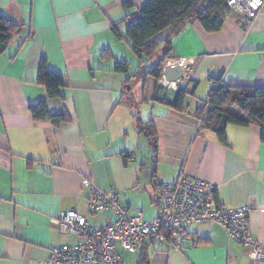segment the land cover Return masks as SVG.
I'll use <instances>...</instances> for the list:
<instances>
[{"label":"crops","instance_id":"crops-1","mask_svg":"<svg viewBox=\"0 0 264 264\" xmlns=\"http://www.w3.org/2000/svg\"><path fill=\"white\" fill-rule=\"evenodd\" d=\"M122 1L0 0V15L20 26L0 55V264H37L53 247L77 242L76 234H60L52 225L60 212L75 209L89 225L102 226L105 214L87 206L90 186L115 187L131 213L141 211L150 220L158 214L159 189L152 180L174 184L183 174L214 184L220 206L249 207L250 230L264 245L260 128L229 124L221 144L213 132L200 130L195 115L207 98L193 93L181 110L171 108L154 101L159 90L150 78L142 80L148 92L130 103L127 73L115 71L114 63L133 64L137 58L111 25L147 0H131V9H123ZM182 58L187 66L179 83L188 91L196 82L195 91L202 84L208 94L218 78L225 86H264V6L250 21L230 13L216 32L188 23L172 39L171 59L163 68ZM42 61L65 78L62 98H48L37 83ZM161 82L172 88V82ZM40 100L50 115L68 119L59 125L34 119L28 107ZM138 103L150 104L143 117L156 132L155 156L149 145L148 157L138 154L137 123L144 121L134 116ZM185 232L180 250L148 241L149 264H264V257L249 258L215 223L190 225Z\"/></svg>","mask_w":264,"mask_h":264},{"label":"trees","instance_id":"trees-1","mask_svg":"<svg viewBox=\"0 0 264 264\" xmlns=\"http://www.w3.org/2000/svg\"><path fill=\"white\" fill-rule=\"evenodd\" d=\"M121 5L123 9L133 7L131 0H123ZM230 13L231 8L227 5V0H147L144 6L135 12L126 14L121 24L113 22L111 30L118 40L124 38L129 44L138 60L137 73L141 79L145 81L150 78L159 90L161 86L158 83L163 66L171 59L172 39L182 32L188 23L194 21L199 22L205 31L216 32L224 25ZM19 29V25L0 15V55L14 35L19 33ZM104 53L109 54V50ZM128 69L129 63L125 60L114 63V70L117 72L128 73ZM130 77L132 75H128L125 81H129ZM36 81L44 86L48 98L63 97L62 91L67 85L65 78L60 73L48 70L44 61L38 69ZM195 85L196 82L194 87ZM194 87L188 91L179 86L174 92L163 96L156 92L154 101L181 110L186 97L194 93ZM28 108L34 119L49 120L54 125L68 119L66 114L50 115L44 100L31 103ZM195 115L199 120L200 130L213 132L221 144H226V127L229 124L257 125L260 128V139L264 142V86H225L222 79L218 78L208 92L207 101L197 108ZM137 128L150 140L149 147L155 156L157 136L151 121H143V125L138 122ZM153 155L150 157V163L154 170ZM127 157L129 156L126 155ZM150 175L151 179L155 178L154 172ZM152 181L159 189L154 201L157 207L156 199L163 190L162 185L166 183ZM146 246L147 244L140 250L136 264H149Z\"/></svg>","mask_w":264,"mask_h":264},{"label":"built area","instance_id":"built-area-1","mask_svg":"<svg viewBox=\"0 0 264 264\" xmlns=\"http://www.w3.org/2000/svg\"><path fill=\"white\" fill-rule=\"evenodd\" d=\"M227 5L231 13L253 20L263 8L264 0H227ZM176 62L184 68L187 66L184 58ZM171 65L168 62L166 67ZM162 188L156 199L157 216L145 220L141 211L131 213L122 204L115 187L102 192L90 186L87 206L91 212L105 214L103 225H89L85 216L75 209L60 212L51 219L52 225L60 234H76L78 240L53 247L48 258L37 264H123L124 252L140 251L150 240L165 242L180 250L185 227L208 222L222 227L252 260L264 257V245L250 230L249 207L220 206L214 200V184L185 174L174 184H163Z\"/></svg>","mask_w":264,"mask_h":264},{"label":"rangeland","instance_id":"rangeland-1","mask_svg":"<svg viewBox=\"0 0 264 264\" xmlns=\"http://www.w3.org/2000/svg\"><path fill=\"white\" fill-rule=\"evenodd\" d=\"M140 71H141V69H140ZM136 73H137V60L135 59V62L133 64H129L128 73H127V75H125V77H127L128 75H132V77H130V80L127 81L125 86H124V88L126 90H128L129 87L131 89V90H129V91H131V95H129V98L131 101L130 103H132V104H133V101H139V99L143 97V94L141 92L146 91V93H147L148 88H149L148 83L145 85L146 89L143 87L144 85L142 86L143 81H142L141 77L138 75V73H137V75H136ZM162 80H163V78H161V80L158 83V85L160 84V86H161L159 89V95H161V96L168 95L169 93L174 92L177 89V87L182 86L181 83L177 82V83H175V88L173 89V88H170L168 85L162 83L161 82ZM201 82H203V81H201ZM192 88L193 87H191V89ZM194 93H195L197 98L202 99V100H205V98H207V95H208L207 91L204 88V85H202V84L199 87L197 86L196 91ZM145 96H147V94H145ZM149 106H150L149 103H147V104L138 103V108L136 110L137 113H135L134 116L136 117L137 115H139V117H141L144 120L145 118L143 116L146 115L147 111L149 110ZM144 113H145V115H144ZM135 121H137V120H135ZM136 136H137L136 138H138V140L140 141L139 142L136 140V143L141 148V150L138 152V154H142L143 157H148V155L150 154V150L147 148V146L151 143L150 140L143 133H140L138 129H137ZM92 187L96 188L94 186H92ZM96 189H98L102 192L106 191V190H101L99 188H96ZM89 194H90V192H89ZM149 211H150L149 208H146L144 210L145 216L147 215V213H149ZM124 254H125L124 259H123L124 264H135L136 257L138 255L137 253H124Z\"/></svg>","mask_w":264,"mask_h":264},{"label":"water","instance_id":"water-1","mask_svg":"<svg viewBox=\"0 0 264 264\" xmlns=\"http://www.w3.org/2000/svg\"><path fill=\"white\" fill-rule=\"evenodd\" d=\"M184 75V68L179 63L167 66L162 70V78L167 82H179Z\"/></svg>","mask_w":264,"mask_h":264},{"label":"bare ground","instance_id":"bare-ground-1","mask_svg":"<svg viewBox=\"0 0 264 264\" xmlns=\"http://www.w3.org/2000/svg\"><path fill=\"white\" fill-rule=\"evenodd\" d=\"M171 86L174 89L175 88V82H172Z\"/></svg>","mask_w":264,"mask_h":264},{"label":"clouds","instance_id":"clouds-1","mask_svg":"<svg viewBox=\"0 0 264 264\" xmlns=\"http://www.w3.org/2000/svg\"><path fill=\"white\" fill-rule=\"evenodd\" d=\"M161 78H162V75H161Z\"/></svg>","mask_w":264,"mask_h":264}]
</instances>
